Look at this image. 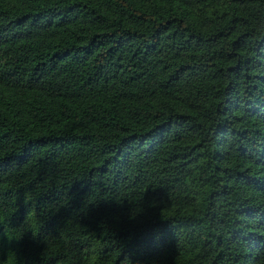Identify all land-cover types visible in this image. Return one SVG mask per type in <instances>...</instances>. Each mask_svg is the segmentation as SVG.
Returning <instances> with one entry per match:
<instances>
[{
  "label": "trees",
  "instance_id": "16d2710c",
  "mask_svg": "<svg viewBox=\"0 0 264 264\" xmlns=\"http://www.w3.org/2000/svg\"><path fill=\"white\" fill-rule=\"evenodd\" d=\"M0 264H264V0H0Z\"/></svg>",
  "mask_w": 264,
  "mask_h": 264
}]
</instances>
